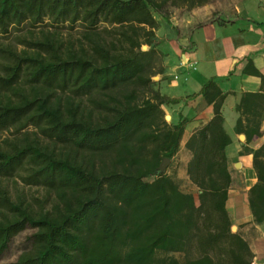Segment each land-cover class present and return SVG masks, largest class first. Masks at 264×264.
<instances>
[{
	"label": "trees",
	"instance_id": "obj_1",
	"mask_svg": "<svg viewBox=\"0 0 264 264\" xmlns=\"http://www.w3.org/2000/svg\"><path fill=\"white\" fill-rule=\"evenodd\" d=\"M168 1L0 0V33L45 27V20L52 28H40L19 51L0 48V130L33 129L0 145V257L14 236L32 230L8 264L251 263L226 209L231 139L223 127L225 94L213 80L199 90L213 116L184 144L196 197L158 171L178 153L187 121H165L162 106L180 99L151 86L156 43L145 28L156 26L153 12ZM65 24L83 28L77 39L60 37ZM252 164L257 181L248 204L261 223L264 142ZM12 178L44 194L12 197Z\"/></svg>",
	"mask_w": 264,
	"mask_h": 264
},
{
	"label": "crops",
	"instance_id": "obj_2",
	"mask_svg": "<svg viewBox=\"0 0 264 264\" xmlns=\"http://www.w3.org/2000/svg\"><path fill=\"white\" fill-rule=\"evenodd\" d=\"M156 31L162 62L156 89L180 99L162 108H168L172 123L187 119L179 150L213 116L212 104L199 94L203 84L211 79L225 94L221 112L231 139L225 149L231 177L226 209L252 252L250 264H264V221L255 223L248 204V190L257 181L252 152L264 142V0H245L209 16L194 13ZM247 93L252 96L240 107Z\"/></svg>",
	"mask_w": 264,
	"mask_h": 264
},
{
	"label": "rangeland",
	"instance_id": "obj_3",
	"mask_svg": "<svg viewBox=\"0 0 264 264\" xmlns=\"http://www.w3.org/2000/svg\"><path fill=\"white\" fill-rule=\"evenodd\" d=\"M181 1L182 0H175L174 2H172V0H169L159 12H153L157 24L153 29H149L146 27L145 31H149L148 33H150L149 35H146V38L151 42L156 43V46L158 44V36L156 30L158 29V26L160 24H163L164 22L166 23L170 20L173 23H180L181 20L191 18L194 13H197L198 16L203 17V15L205 14L209 16L210 13L216 14L220 11L231 10L234 9L235 6L240 7L245 0H204L201 4H197L194 6H190L189 3ZM49 23L50 22L48 20H45V22L43 23L45 24V27H37L34 29L29 28V25L27 24H21L18 27L12 26L7 34L0 33V48L11 46L17 51L23 49L26 46L23 42L25 41V39L30 40L32 38L40 37V30L42 28L44 30H51L52 28H49L51 27L49 26ZM58 29L61 38L77 39L79 33L83 28L80 25H77L70 29L69 26L65 24L64 26L59 25ZM139 33L143 35V30L139 29ZM143 38L145 40V37L141 36V41ZM147 48L148 46L145 43L141 45L142 50H146ZM161 66V52L158 51V48L156 47V53L153 55L151 69V81L153 82L151 86L153 89H156L155 83L157 81V72L158 70H160ZM83 102L85 103V99L83 100ZM162 109L165 121H167L168 123H172V120L170 119V111L168 110V108L164 107ZM32 130L33 129L31 127L21 130L20 133L16 132L14 130V127L0 130V145H2L5 139H12L15 136H21L22 133L28 131L30 132ZM186 152L187 151L185 150V148H183V145H181L180 150L173 159L174 164L170 165L171 161L169 160L166 163L163 172L170 175L177 182L179 188L182 191L192 192L196 197V189L189 182L184 170V165L186 164L187 160ZM6 182L12 197H15L18 193H22L26 199H30L31 197H41V195L44 194L43 189L34 186H25L17 178L9 179ZM232 226L235 227L234 231H236V224L232 223ZM30 233H32V230L26 228L13 237L7 251L0 257V264H8L16 259L18 254L27 247L28 243L25 241V239Z\"/></svg>",
	"mask_w": 264,
	"mask_h": 264
},
{
	"label": "water",
	"instance_id": "obj_4",
	"mask_svg": "<svg viewBox=\"0 0 264 264\" xmlns=\"http://www.w3.org/2000/svg\"><path fill=\"white\" fill-rule=\"evenodd\" d=\"M168 161H169L168 158H164V159L161 161L160 165H159L158 171L162 172V171L164 170V167H165V165H166V163H167ZM234 229H235V227H234V226H231V230L234 231Z\"/></svg>",
	"mask_w": 264,
	"mask_h": 264
}]
</instances>
